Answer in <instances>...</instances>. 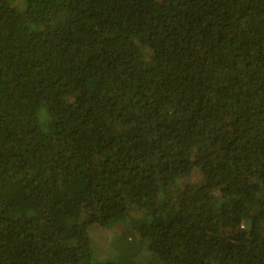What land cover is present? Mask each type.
Masks as SVG:
<instances>
[{
	"label": "trees",
	"instance_id": "trees-1",
	"mask_svg": "<svg viewBox=\"0 0 264 264\" xmlns=\"http://www.w3.org/2000/svg\"><path fill=\"white\" fill-rule=\"evenodd\" d=\"M0 264H264V0H0Z\"/></svg>",
	"mask_w": 264,
	"mask_h": 264
},
{
	"label": "rangeland",
	"instance_id": "rangeland-1",
	"mask_svg": "<svg viewBox=\"0 0 264 264\" xmlns=\"http://www.w3.org/2000/svg\"><path fill=\"white\" fill-rule=\"evenodd\" d=\"M98 227H95V228H93V227H90L89 228V231H90V234H92V236H93V239H94V241H96V242H98L99 240H100V238H102V235H103V232H98V229H97ZM93 231H95L94 233H93ZM99 233V234H98ZM111 235H114V233H110ZM102 243V242H101Z\"/></svg>",
	"mask_w": 264,
	"mask_h": 264
}]
</instances>
